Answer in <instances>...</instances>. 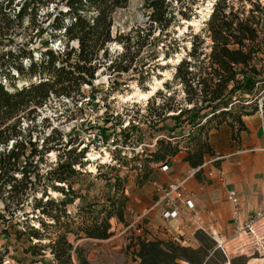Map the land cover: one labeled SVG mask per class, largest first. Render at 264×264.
I'll list each match as a JSON object with an SVG mask.
<instances>
[{"label":"trees","instance_id":"1","mask_svg":"<svg viewBox=\"0 0 264 264\" xmlns=\"http://www.w3.org/2000/svg\"><path fill=\"white\" fill-rule=\"evenodd\" d=\"M14 1L0 0L1 41L7 39L12 42L11 37L4 38L5 35L15 34L12 31L15 25L24 28L23 23L27 19V29L36 28L38 37L48 31L58 33L50 37L63 39L65 47L62 52L46 49L40 52L37 60L32 56L33 50L27 47L0 55V76L15 90H8L0 82V235L7 238L13 235L17 242H27L24 253L31 255L35 262L48 250L57 264H89L83 244L77 242L111 238L113 233L109 220L113 217L128 226L124 219L127 200L117 198L122 186L117 179L114 186L118 192L116 196L107 198V205L102 209L96 210V204H87L71 216L67 207L81 198L73 190L70 178L77 174L76 167L83 166L84 151L73 158V152L66 151L44 175L26 171L27 163L19 170L17 165L21 159L25 158L32 165L35 158H40L35 143L30 139L22 141L17 126L23 116L19 115L30 105L41 107L50 95L72 100L79 95L82 85H92L99 54L106 55V46L122 40L130 43L134 38L132 34L139 35V32L131 30L125 37L112 38L113 15L118 9H124L129 0H22L17 7L13 5ZM53 3L55 12L47 13L43 18L46 28L38 26L37 29L34 23L40 9ZM145 7L150 11V25H156L160 32L176 18L169 10L167 0H150ZM190 9L181 8L176 13L186 18ZM206 38L209 45L204 46L205 39L195 35L188 54L190 59L182 60L174 69L173 79L178 80L185 90L184 102L191 107H180L177 114L170 117L176 123L175 130L180 128L179 123L185 116L189 117L185 121L196 129L191 132L192 137L190 132L186 135L191 140L184 147L186 154L182 161L195 170L194 177L201 183H208L202 171L205 157L215 156L208 136L203 133L204 125L215 119L218 125L226 122L235 139L244 129L242 117L258 111L247 112L249 101L246 99L248 91L254 93L264 89V7L260 0H216L206 22ZM69 43L76 46L69 48ZM129 48L124 46L125 52L110 61L108 70L127 73L132 68L135 60L129 58ZM23 60L27 66H23ZM19 80L23 83L16 86ZM235 109H238L237 113ZM261 110L264 113L262 107ZM171 111L172 108L168 110ZM155 116L157 121L153 128L165 119L161 120V114ZM227 116L232 120L227 122ZM11 120H16V123L6 125ZM129 129L137 127L131 124ZM129 131L123 132V144L130 139ZM180 136L167 139L168 142L156 139L151 149L143 148L130 157L118 156L115 160H139L134 170L138 174L144 173L145 183L154 168L167 165L181 151L183 141H177ZM9 142H12L10 148L7 147ZM26 146L30 147L28 155ZM140 156L145 158L142 164ZM213 165L218 167V162H213ZM17 173L21 175L19 179L14 177ZM49 190L63 198H50ZM29 198L34 203L30 219L35 220L37 226L32 225L25 214ZM19 211L26 218L20 220L17 216ZM136 230L139 232L131 234L127 250L137 264H246L248 261L245 255L229 257L201 230L194 233L196 247L158 239L140 227ZM43 241L47 243L43 244Z\"/></svg>","mask_w":264,"mask_h":264},{"label":"rangeland","instance_id":"2","mask_svg":"<svg viewBox=\"0 0 264 264\" xmlns=\"http://www.w3.org/2000/svg\"><path fill=\"white\" fill-rule=\"evenodd\" d=\"M21 1L15 0L13 5L16 6ZM149 1L129 0L124 9H118L114 13L112 38L125 37L131 30L138 31L139 35L133 33L134 38L130 43L122 40L121 43L115 41L106 46L107 57L105 58L106 55L102 52L99 54L92 85H82L79 88L80 96L76 95L71 100L50 95L41 107L30 105L19 115L23 116L17 126L21 131L22 141L30 139L40 152V158H35L32 165H29L30 161L26 162L25 158L21 159L17 165L19 170L27 163L26 171L44 175L59 162L61 154L70 151L73 152L71 154L73 158L78 152L84 151L81 159L83 166L76 167L77 174L70 178L73 190L81 198L67 207L71 216L87 204H96V210L102 209V206L107 205V198L116 196L118 191L117 198L124 197L127 200L126 195L129 196L136 187L143 184L144 173L138 174L134 170L139 160L116 161L118 156L130 157L132 153L140 152L141 146L142 149H151L156 139L168 142L167 139L180 135L182 137L180 136L177 141H183L180 145L181 152H186L184 147L190 143L193 136L191 132L196 130L185 121L188 120V116L180 121V128L177 130H175L176 123L170 119L172 115L177 114L178 108L191 107L184 102L185 90L178 80L173 79V75L175 67L182 60L190 59L188 54L195 35L205 39L204 46L209 45L206 38V22L210 17L212 4L216 0H167L169 10L176 15V18L163 32H160L156 25H150L148 20L150 11L145 7ZM260 4L264 7V0H260ZM186 7L191 8L190 13H187L186 18L180 17L176 12ZM53 9L54 3L40 9L34 23L37 29L38 26L46 28V23H42L43 18L47 13L55 12ZM28 24V20L25 19L24 28L15 25L12 29L15 34L10 32L5 35L4 38L10 36L12 42L0 39V55L8 51L15 53L18 49L27 47L33 50L32 56L37 60L40 52L46 49L53 52L64 50L63 39L54 40L50 37L51 34L58 35V33L48 31L47 34L38 37L36 28H26ZM126 45L130 47L129 58L135 60L132 68L127 73L108 70L110 61H113L117 55L123 54ZM68 46L75 47L76 44L69 43ZM22 64L27 66L25 60ZM3 78L0 76L1 84L8 90L15 91L9 86V81ZM16 83L17 86L23 82L19 80ZM247 94H249L246 99L249 101L246 106L247 112L259 111L261 107L264 109L263 88L254 93L248 91ZM170 108L173 111L168 112ZM235 112L237 113L238 109H235ZM155 114H161V120L163 117L165 119L153 128L152 125L157 121ZM230 120L232 119L227 116L226 121ZM15 123L16 120H11L6 125L13 126ZM131 124L137 129H129ZM221 125L229 127L226 122L218 125V120L215 119L204 125L203 133L207 137L209 132L217 130ZM234 127L237 128L238 124L235 123ZM127 130H130V139L128 143L123 144V132ZM188 132L191 137L186 136ZM11 143L9 142L8 148ZM46 148H49L47 152ZM29 152L30 147L26 146V155ZM207 158L208 156L205 157L204 164L208 162ZM139 159L141 164L145 160L143 156ZM203 176L205 177L204 173ZM14 177L19 179L21 175L17 173ZM117 179L122 186L121 191H117L114 186ZM47 194L52 199L63 198L61 194L50 190ZM37 196L39 197L40 194L38 193ZM33 206L34 203L29 198L25 206V214L30 223L37 226V222L30 219ZM17 216L20 220L26 218L20 211ZM124 219L128 226L117 221L115 217L109 220L113 236L103 242L92 240L77 242L83 244L89 264H137L127 250V244L131 234H138L136 229L141 225L130 224L132 219L127 218L125 212ZM42 243L46 244L47 241ZM27 246V242L23 240L17 242L13 235L9 238L0 235V264H51L47 256L48 250L45 256L35 262L31 255L24 253ZM248 254L249 256L245 255L248 257L246 264H264V254L251 251H248ZM239 255L241 254L234 253L230 254V257ZM252 259L257 261L249 262Z\"/></svg>","mask_w":264,"mask_h":264},{"label":"crops","instance_id":"3","mask_svg":"<svg viewBox=\"0 0 264 264\" xmlns=\"http://www.w3.org/2000/svg\"><path fill=\"white\" fill-rule=\"evenodd\" d=\"M242 122L244 129L235 139L225 125L209 132L208 143L215 156L208 157L202 166L208 183L198 182L195 170L182 161L186 152L180 151L172 158L165 171L154 168L145 183L126 195L125 216L132 219L130 224L139 223L141 229L158 239L196 247L194 233L199 227L195 221L205 231H214L219 238L230 241L239 223L264 214V117L256 111L242 117ZM213 161H218V167ZM181 182L177 193L184 210L181 216L164 220L161 207L150 210L161 194L159 187ZM229 192L236 194V206L228 201ZM187 200L192 208L186 205ZM244 255L249 256L248 252Z\"/></svg>","mask_w":264,"mask_h":264},{"label":"built area","instance_id":"4","mask_svg":"<svg viewBox=\"0 0 264 264\" xmlns=\"http://www.w3.org/2000/svg\"><path fill=\"white\" fill-rule=\"evenodd\" d=\"M259 111L262 113L261 108ZM141 147H139L140 150L142 149ZM166 169L167 165L160 167V170L162 171H165ZM182 185L183 182L159 187L161 194L150 210H153L155 207H161V217L164 220H172L181 216L184 213V210L181 208L179 203L181 200L177 193ZM227 199L233 206H236L238 203L234 192H229ZM185 203L189 208H192V205H190L188 200ZM195 224L199 227V230L210 236L215 241L217 247L222 249L227 255H229L230 252L244 255L248 251L264 254V214L253 216L244 223H239L235 230L234 237L230 241L219 238L214 231H205L196 221ZM47 256L51 260V264H57L50 254Z\"/></svg>","mask_w":264,"mask_h":264},{"label":"bare ground","instance_id":"5","mask_svg":"<svg viewBox=\"0 0 264 264\" xmlns=\"http://www.w3.org/2000/svg\"><path fill=\"white\" fill-rule=\"evenodd\" d=\"M147 96V95H146ZM252 261H257L256 259H252V260H250L249 262H252Z\"/></svg>","mask_w":264,"mask_h":264}]
</instances>
